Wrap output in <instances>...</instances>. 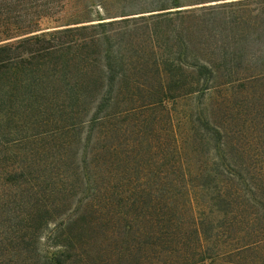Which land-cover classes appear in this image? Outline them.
Wrapping results in <instances>:
<instances>
[{"label": "trees", "instance_id": "obj_1", "mask_svg": "<svg viewBox=\"0 0 264 264\" xmlns=\"http://www.w3.org/2000/svg\"><path fill=\"white\" fill-rule=\"evenodd\" d=\"M23 1L3 25L0 0V126H92L90 195L45 264H246L264 249V0L113 14L99 0L57 19ZM93 139L105 144L90 153Z\"/></svg>", "mask_w": 264, "mask_h": 264}, {"label": "rangeland", "instance_id": "obj_2", "mask_svg": "<svg viewBox=\"0 0 264 264\" xmlns=\"http://www.w3.org/2000/svg\"><path fill=\"white\" fill-rule=\"evenodd\" d=\"M36 1H27L30 13L35 11L33 7ZM98 1L48 0L51 2L50 6L54 5L52 15L55 19L61 14L57 13L59 10L64 9L63 15H71L78 8ZM101 1L112 14L120 11V8L126 11L135 9L132 6L135 0ZM24 2L3 0V25L8 21L15 23L20 20ZM46 2L44 0L39 3ZM214 4L216 3L199 6ZM97 5L92 7L100 9L101 6ZM8 8L11 9L9 13L6 12ZM103 15L106 16L104 13ZM56 26L57 23L45 20L41 29ZM209 100L210 95L204 99L205 102ZM236 102L241 103L242 99L237 98ZM188 104L190 103L178 101L176 110L179 115L183 114L182 111ZM33 122V118H28L23 122L7 126L2 123L0 126V264H45L46 258L50 257L48 255L58 249L54 247L52 236L55 226L83 213V201L90 195L88 179L84 177L83 169L86 138L92 126L85 120L82 126L68 135L53 133L44 136L38 134L50 133L54 129L53 125L34 127ZM36 136L40 138H35ZM62 136L64 140H68L67 147L64 148L61 147ZM104 144H98L93 139L88 150L90 153L99 151ZM101 187L99 185L98 189ZM46 221L49 222L48 226L45 225ZM249 256L251 257L244 258L246 264H264V249L250 253ZM98 263L99 261L90 262Z\"/></svg>", "mask_w": 264, "mask_h": 264}]
</instances>
